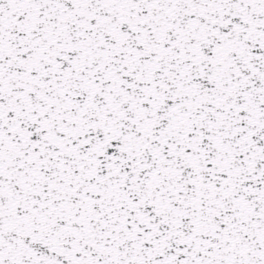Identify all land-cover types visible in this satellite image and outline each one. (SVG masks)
<instances>
[{
    "label": "snow or ice",
    "instance_id": "1",
    "mask_svg": "<svg viewBox=\"0 0 264 264\" xmlns=\"http://www.w3.org/2000/svg\"><path fill=\"white\" fill-rule=\"evenodd\" d=\"M0 264H264V0H0Z\"/></svg>",
    "mask_w": 264,
    "mask_h": 264
}]
</instances>
